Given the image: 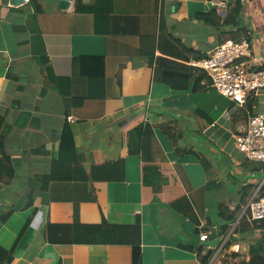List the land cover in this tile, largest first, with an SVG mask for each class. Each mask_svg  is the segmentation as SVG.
<instances>
[{"label": "crops", "instance_id": "0c3cea01", "mask_svg": "<svg viewBox=\"0 0 264 264\" xmlns=\"http://www.w3.org/2000/svg\"><path fill=\"white\" fill-rule=\"evenodd\" d=\"M214 1L220 0H100L114 10L110 24L104 25L110 33L101 34L95 31L94 14L74 11L75 0L69 6L63 0H38L42 13L31 0H0V133L16 168L12 181H0L1 245L10 248L33 216L31 195L39 203L11 264H134L135 244L142 249L140 264H201L197 251L181 245H203L204 232L209 240L220 238L212 264L250 260L251 244L264 229L236 233L227 247L238 220L225 232L219 206L234 209L249 191L244 209L264 183V162L248 159L236 145L235 136L246 128L251 111L219 93L207 78L197 88L192 79L185 90L161 78L164 68L185 71L191 66L194 57L187 49L208 56L222 40L232 38L229 31L235 28H214L197 18L198 12L216 8ZM242 1L245 28L264 62V0ZM83 54L105 55L107 96L67 113L65 97L48 80L43 58L56 76L72 78L74 95H84L88 80L77 67ZM250 103L252 112H264V91L251 96ZM146 122L154 126L157 145L177 176L168 194L191 197L201 219L199 236L188 216L161 199L149 201L152 190L143 185L141 153L129 147L132 129ZM67 125L85 171L80 167L75 173L74 163L65 160L56 163ZM121 158L126 161L124 180L90 177L93 164ZM53 169L63 179L43 188L41 177ZM168 181L165 177L164 183ZM211 183L212 188L203 190ZM249 184L255 187L250 190ZM77 203L83 224L106 219L116 226L119 241H86L95 238L89 228L76 234ZM62 236L65 241H59ZM204 246V254L212 248Z\"/></svg>", "mask_w": 264, "mask_h": 264}, {"label": "trees", "instance_id": "16d2710c", "mask_svg": "<svg viewBox=\"0 0 264 264\" xmlns=\"http://www.w3.org/2000/svg\"><path fill=\"white\" fill-rule=\"evenodd\" d=\"M36 2V12L42 13L43 7L41 4H37L38 0H31ZM87 4L84 0H75L74 11L77 13H92L95 16V31L101 34L110 33V28L104 26L105 24H110V16L114 13L113 8H107L104 4L98 3ZM243 1L235 0L233 3L229 4V8L225 10V14L222 15L217 8H213L209 11H203L197 13V18L208 23L214 28L230 27L235 28V30H230L229 33L234 39H241L244 31L247 34L248 30L245 28L243 21ZM228 39V38H227ZM225 40H222L224 42ZM221 42V43H222ZM220 43V44H221ZM194 59H202L206 54L197 52L194 48L187 49ZM159 59V58H158ZM160 60L165 61V59L160 58ZM154 62V55L151 56L150 64ZM43 63L47 65V78L55 85L56 89L61 92L65 97V104L67 107V113H70L72 109H79L87 100H104L107 96L106 86H107V76H106V57L103 54H83L77 58V67L79 69V74L88 80V91L84 95H74L71 92L70 86L72 83V78L70 76H56L53 72L51 66L48 65L49 60L47 57L43 58ZM165 66L167 63H164ZM162 81L169 83L171 87L178 90L188 89L191 85L192 79H194V88L200 86V81L207 78L211 81L208 73L195 66H189L187 70H175L171 67L164 68L161 73ZM248 109L252 112V106L250 99L247 103ZM255 113V112H252ZM129 147L130 150L134 152L141 153L143 161V185L145 190L151 189L152 196L149 201L162 200L164 203L169 204L173 209L178 212H182L185 216H188L195 225V233L199 236L201 234V229L199 225L201 224V219L198 216L193 204L191 197L186 193L182 195L171 198L169 191L171 188L174 190L175 184L178 182L177 176L174 173V169L171 163L165 158L163 151L159 148L156 141V134L154 126L150 122L142 123L132 129L129 135ZM72 152V155L69 154ZM160 158V159H159ZM62 160L70 162L74 165L75 173H78V168L81 167L85 171V167L80 160V155L78 153L74 135L71 128L67 125L64 127L61 137L60 145V156L56 163L60 164ZM161 162V163H160ZM56 169H53L51 173L42 176L43 188H46L48 184L56 179H63L62 175L56 173ZM16 175L15 164L13 163V158L5 150V136L0 133V181L9 183L13 180ZM126 175V161L125 159H118L113 161H108L103 164H93L90 170V177L94 180H107V181H120L124 180ZM78 176V175H76ZM68 177H73L72 175ZM80 177V176H78ZM165 177L168 178V182L164 183ZM67 178V177H64ZM81 178V177H80ZM164 186V188H163ZM247 187L253 189L254 184H249ZM212 188V183L203 188ZM246 190V189H245ZM165 193V194H162ZM249 191H244L242 198V203L247 201ZM264 196V183L260 185L258 190V197ZM30 206H34V214L38 210L39 203L36 202V198L31 195ZM242 203H239L234 209H231L227 204L221 203L219 206L220 216L227 222L223 226V230L226 232L230 223L236 222L243 210ZM183 205H187L184 206ZM33 214V216H34ZM10 214H6L2 217L3 221H6ZM26 222L25 226L21 230L19 236L14 241L10 248H7L0 244V264H11L17 254L18 248L22 244V240L31 225L32 218ZM104 224H108L106 219H103L101 224H83L79 217V204L77 203L74 208V230L77 234L80 228H89L90 232L95 237L94 240L84 238L86 241H94L95 243H117L116 226L109 225V230L105 232ZM53 228V224L49 225V231ZM264 229V219L260 221H252L249 219L248 212L244 213L239 219L237 226L231 233V239L227 243L229 247L234 240H236L235 234L239 232H248L250 229ZM50 235V234H49ZM53 237L50 235V239ZM54 239V238H53ZM73 240L76 241V237L73 236ZM59 241H65V239L60 238ZM264 235L258 239L256 243H252L250 247L251 258L250 260H243L237 262V264H264ZM182 247L197 251L201 264H209L212 259L216 248H209V250L204 254L205 246L196 243L183 244ZM142 261V249L140 244H135L133 247V263L140 264Z\"/></svg>", "mask_w": 264, "mask_h": 264}, {"label": "built area", "instance_id": "2783aa9c", "mask_svg": "<svg viewBox=\"0 0 264 264\" xmlns=\"http://www.w3.org/2000/svg\"><path fill=\"white\" fill-rule=\"evenodd\" d=\"M229 4L227 0L213 2L220 10H227ZM252 37L248 31L241 39L228 38L208 56L190 61L192 66L208 73L219 93L240 106H246L251 96L264 91V62ZM235 137L237 147L248 159L264 162V112H250L246 128ZM247 212L252 221L264 219V196L258 197V191L244 208L243 214ZM201 237L208 240L210 234L204 232Z\"/></svg>", "mask_w": 264, "mask_h": 264}, {"label": "water", "instance_id": "95a60500", "mask_svg": "<svg viewBox=\"0 0 264 264\" xmlns=\"http://www.w3.org/2000/svg\"><path fill=\"white\" fill-rule=\"evenodd\" d=\"M63 1L67 3V6L70 5V4H69V3H70L69 0H63ZM238 219H239V218H238ZM219 241H220V238H216V239H212V240H207V241L203 242V245H207V246H210V247H212V248H215V247H217ZM219 249H220V248H218V250H219ZM218 250H217V251H218Z\"/></svg>", "mask_w": 264, "mask_h": 264}, {"label": "clouds", "instance_id": "9594fccd", "mask_svg": "<svg viewBox=\"0 0 264 264\" xmlns=\"http://www.w3.org/2000/svg\"><path fill=\"white\" fill-rule=\"evenodd\" d=\"M243 211H244V209L242 210V212H241V214H240V216H239V219L242 217V215H243ZM239 219H237V220H238V222H239ZM238 222H237V223H238ZM208 240H209V239H208ZM218 246H219V244L217 245V247H215V248H216V250H217ZM220 247H221V246H220ZM218 251H219V250H218ZM214 255H215V254H214ZM214 255H213L212 259L210 260V263H209V264H212V262H213V259H214V257H215Z\"/></svg>", "mask_w": 264, "mask_h": 264}, {"label": "rangeland", "instance_id": "374dc122", "mask_svg": "<svg viewBox=\"0 0 264 264\" xmlns=\"http://www.w3.org/2000/svg\"><path fill=\"white\" fill-rule=\"evenodd\" d=\"M230 99V98H229ZM1 224V223H0Z\"/></svg>", "mask_w": 264, "mask_h": 264}]
</instances>
